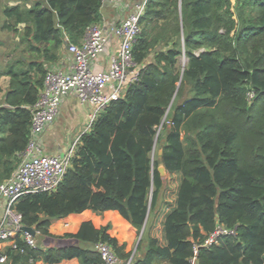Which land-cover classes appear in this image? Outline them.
<instances>
[{"label":"trees","instance_id":"16d2710c","mask_svg":"<svg viewBox=\"0 0 264 264\" xmlns=\"http://www.w3.org/2000/svg\"><path fill=\"white\" fill-rule=\"evenodd\" d=\"M102 5L18 0L3 7V29L42 60L6 72L0 181L29 141L44 65L57 59L65 37L81 41L101 20ZM140 25L138 79L81 134L58 187L15 203L22 224L54 245L30 248L17 236L18 245L44 264H102L94 247L102 242L125 264L144 227L130 264H264V0H148ZM157 144L161 156H153ZM70 219L80 222L76 233H49L52 220ZM218 224L235 234L201 247Z\"/></svg>","mask_w":264,"mask_h":264},{"label":"built area","instance_id":"2783aa9c","mask_svg":"<svg viewBox=\"0 0 264 264\" xmlns=\"http://www.w3.org/2000/svg\"><path fill=\"white\" fill-rule=\"evenodd\" d=\"M115 1L103 0V4H113ZM147 1H138L127 17L118 23L105 27L99 21L87 26L79 43L69 42L65 37L67 51L71 56L69 70H49L45 74L37 101L29 107V141L25 149L18 154L19 161L10 176L0 181V200L5 201L0 218V245L8 243L12 250L24 253L25 248L19 246L16 240V237L20 236L26 246L36 248L34 236L22 230V217L15 209V203L26 194L54 191L70 167L81 135L63 154L58 155L43 153L40 139L56 119L62 100L73 93L78 102L90 106L84 129L86 132L108 103L120 97L129 84L138 79L140 68L134 61L133 46L141 31L140 18ZM111 37L118 40L117 52L109 58L107 68L97 69L95 62L106 50ZM252 97L253 93H249L248 100ZM233 234L234 229L218 224L200 246L211 247L218 244L221 238ZM200 246H195V255ZM94 247L102 264H121L109 245L97 242ZM6 259V255L1 254L0 264L5 263Z\"/></svg>","mask_w":264,"mask_h":264},{"label":"crops","instance_id":"0c3cea01","mask_svg":"<svg viewBox=\"0 0 264 264\" xmlns=\"http://www.w3.org/2000/svg\"><path fill=\"white\" fill-rule=\"evenodd\" d=\"M140 0H116L113 4L105 3L101 8V20L100 23L107 27L112 23H118L123 20L133 10L134 6ZM4 24V23H3ZM3 24L0 25V107L8 106L4 102V97L9 88V77L6 72L10 67L14 70H24L27 68L31 59L42 60L37 52H31L26 49V42L16 41L15 39H6L3 36ZM7 37V36H6ZM8 40V41H7ZM7 41V42H6ZM16 42V43H15ZM117 38L111 37V41L106 50L97 58L95 67L97 69H105L108 66L109 58L115 55L117 52ZM16 46L17 58L11 60L7 54L2 57L4 45ZM3 51V52H2ZM9 59L11 60L9 62ZM71 64V56L67 51V45L64 42L62 46L57 50V59L53 62L45 64L47 71L49 70H69ZM90 111V106L83 105L78 102L75 94L71 93L66 96L59 108L58 115L54 122L47 128V130L41 135V146L43 153L48 155L63 154L67 148L78 138L85 129L87 113ZM6 130L0 126V142L5 137ZM19 161V159H18ZM5 201L0 200V218L3 214ZM80 222L76 219L67 220L65 223L59 220H52L48 231L52 235L62 236L65 233H76L79 228ZM38 233L35 234L34 239L36 247L44 250L52 245L54 242L49 238H42ZM20 238V236H19ZM129 238V236H126ZM5 254L7 259L3 264H44L40 261H34L31 256L18 251L12 250L8 243L0 245V255ZM56 264H81L77 259L62 260ZM151 264H168L163 259L155 258Z\"/></svg>","mask_w":264,"mask_h":264},{"label":"rangeland","instance_id":"374dc122","mask_svg":"<svg viewBox=\"0 0 264 264\" xmlns=\"http://www.w3.org/2000/svg\"><path fill=\"white\" fill-rule=\"evenodd\" d=\"M29 1H31V0H29ZM16 2H18V0H0V25H2L4 23V20H5L4 17H3V15H2V9H3V7L6 6V5H10L11 6L12 4H15ZM3 32H4L3 33V36L6 39H8V40H10V39H13L14 40L15 39V41H16V38L18 40V39H20V36H21V35H17L15 33L11 32V31H3ZM3 47L4 48L2 50H4V53H1V54H3L2 57H4V55L7 54L12 61L15 60V58H17L16 57L17 56V54H16V52H17L16 46L13 45V43H10V45H4ZM10 59H9V62L11 61ZM182 60L183 59L181 57L179 59L180 63H182ZM160 129H161V126H160ZM160 129L159 130L157 129L158 134H159ZM159 147H160L159 144L155 145V148H154V151H153V156H154V154L158 153ZM133 240H134V238H133ZM133 240H131V245H130V248H132V249L134 248V246H135V244L137 242V240H136L135 243H134Z\"/></svg>","mask_w":264,"mask_h":264},{"label":"water","instance_id":"95a60500","mask_svg":"<svg viewBox=\"0 0 264 264\" xmlns=\"http://www.w3.org/2000/svg\"><path fill=\"white\" fill-rule=\"evenodd\" d=\"M105 4V3H104ZM179 4H180V2H179ZM180 83V82H179ZM179 83H178V85H179ZM176 92V91H175ZM173 101V99L171 100V102ZM170 106V105H169ZM168 110H169V107H168V109H167V111H166V114H167V112H168ZM165 114V115H166ZM165 119V116L163 117V119H162V123H163V120ZM160 129V127L158 128V130ZM157 136H158V131H157V133H156V136H155V141H156V139H157ZM161 154H162V150L161 149H159V151H158V155L159 156H161ZM158 172L160 173V175L161 176H165V174H166V171H165V167L163 166V164L161 163V161L159 162V165H158ZM143 229H144V227L142 228V230H141V232H140V234H139V236H138V239H137V242H136V244H135V247H134V250H133V252H132V255H131V257L129 258V260L127 261L128 263L132 260V257H133V255H134V252H135V250H136V247H137V245H138V242H139V240H140V238H141V235H142V232H143ZM22 230L24 231V232H28L29 234H31L32 236H35V228L34 227H28V226H22Z\"/></svg>","mask_w":264,"mask_h":264}]
</instances>
